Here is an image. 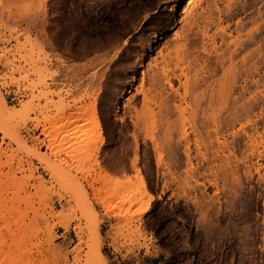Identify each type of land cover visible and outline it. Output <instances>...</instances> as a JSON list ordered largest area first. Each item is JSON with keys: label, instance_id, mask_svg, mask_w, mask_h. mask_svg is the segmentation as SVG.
<instances>
[{"label": "rangeland", "instance_id": "374dc122", "mask_svg": "<svg viewBox=\"0 0 264 264\" xmlns=\"http://www.w3.org/2000/svg\"><path fill=\"white\" fill-rule=\"evenodd\" d=\"M188 1L0 0V121L9 106L22 111L0 122V224L14 213L16 244L31 246V261L0 264H264V0ZM216 6L219 51L236 32L249 36V84L237 54L227 103L246 98L250 121L224 122L228 147L216 160L194 147L188 165L144 101L141 73L129 83L162 47L170 67L191 71L181 58L193 51L183 37L198 30L190 13ZM97 117L101 128L89 130Z\"/></svg>", "mask_w": 264, "mask_h": 264}, {"label": "bare ground", "instance_id": "6f19581e", "mask_svg": "<svg viewBox=\"0 0 264 264\" xmlns=\"http://www.w3.org/2000/svg\"><path fill=\"white\" fill-rule=\"evenodd\" d=\"M190 1L191 0L187 2V5ZM216 9L217 13L214 16L211 14L206 15L205 9L195 10L190 13L191 22L198 26V30L187 33L183 37L181 47L186 49L191 47L193 51L189 54V57L186 56L184 58V54H181V58L183 61L188 62L191 66V71H186V68L184 67L178 68L179 66L170 67L174 61V57L170 53H166L164 47H162L152 56L147 70L143 69L146 67L144 60L137 62V67L132 71L133 76L129 83L136 84V80L138 79L137 75L141 73V81L139 84H142L141 90L144 101L148 104L151 101H154V103L157 104L159 109L158 112L163 121L162 131L167 137V142H169V144L175 142L182 147L188 165H192L194 147L198 153L207 160L206 152L208 150H212L213 160H216V154L228 147V144L226 145V142L222 140L224 135L221 131L224 122L227 124L231 123V128L234 127V123L239 122L241 123L242 128H244L245 123L250 121V116L248 117L247 114L248 106L247 101H245L246 98L242 99L243 102L241 105H238L239 101H234L231 106L227 103L229 97L234 91L235 84H238L237 82L239 80V75H237L239 72H236L237 69L235 70V62L239 61V57L238 60L234 61L237 54L240 55V69L243 70V75H240V79H242L241 84H247L248 82L246 81L249 80L247 79L248 75H246L249 70L247 64L250 60H248L249 53L246 51L249 36L240 30L232 35V37L230 35L231 38L225 39L227 40L224 42L226 48L224 51H219V47L216 46V37L211 33L210 28L214 25L221 29L223 33L226 31V28L221 24L222 19L219 14L221 9L217 6ZM187 11L189 13L188 8L185 12ZM202 20L204 21V25L201 27V25H198V22ZM223 35L225 36V34ZM226 35L228 34L226 33ZM156 42H158V40H153L147 45L148 47L144 49L145 55L153 50V44ZM179 51L180 49L177 50V58L179 57ZM249 57H251V55ZM219 67L221 69L223 68L221 73L218 72ZM146 82L149 84L148 88H144ZM28 108L31 109L32 104H28L25 109L27 110ZM224 109H227V114L225 116L222 114ZM15 110L14 107L9 106V109L1 118L3 120L0 121L3 123V126H5V121L11 122L12 119L19 117L22 113V111L19 112ZM93 110L97 112L95 107ZM244 114L245 116L243 117ZM242 117L247 120L242 121ZM39 123L40 121L36 123V126H38ZM100 124L101 121L97 117L96 121L89 126L88 129L93 130L101 128ZM44 128H46V126H44ZM250 140L252 143L257 141L254 137H250ZM154 141L156 142V140ZM138 144V141H136L133 159L134 165H137L140 159ZM216 144L218 145L217 149ZM92 145L94 146V144ZM155 146L158 160L161 161L162 154L160 153V147L157 142ZM203 148L205 149L204 152L202 151ZM137 172H139V170ZM106 177L104 176L102 179H105L106 181ZM34 178L39 179L41 178V175L38 174L37 176H34ZM143 182L144 181L141 183L144 186ZM122 187L124 188V186H119L118 189H123ZM133 193L135 194H132L130 198H135V201H133L135 203L142 202L144 198L143 195L152 199V195L149 194L146 189L144 190L143 195L139 191ZM4 199H6V197H2V200ZM3 209L4 207H0V210ZM147 209L148 205L144 207L140 214L144 213ZM13 224H16V215L14 213H10L3 226L0 224V251L2 253L0 258L3 262L5 260H10L12 262L31 261V246L30 244H27L25 247H21L16 244L17 240L15 239H17V233L12 228ZM4 229L7 230V233H4ZM4 247H8L9 251L5 250ZM13 247L15 248V251L19 250V252L15 253L12 249ZM24 248L26 249L24 250Z\"/></svg>", "mask_w": 264, "mask_h": 264}, {"label": "crops", "instance_id": "0c3cea01", "mask_svg": "<svg viewBox=\"0 0 264 264\" xmlns=\"http://www.w3.org/2000/svg\"><path fill=\"white\" fill-rule=\"evenodd\" d=\"M10 99H13V94H12V96L10 97Z\"/></svg>", "mask_w": 264, "mask_h": 264}]
</instances>
